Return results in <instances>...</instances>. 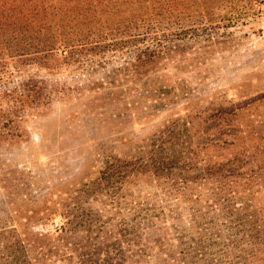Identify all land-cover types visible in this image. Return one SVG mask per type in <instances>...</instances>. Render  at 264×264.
I'll use <instances>...</instances> for the list:
<instances>
[{"label": "rangeland", "instance_id": "374dc122", "mask_svg": "<svg viewBox=\"0 0 264 264\" xmlns=\"http://www.w3.org/2000/svg\"><path fill=\"white\" fill-rule=\"evenodd\" d=\"M150 3V20L177 44L151 81L80 85L88 76L76 72L66 78L70 85H61L50 103L24 116L0 142V226L16 229L29 249L53 247L67 215L95 217L101 231L114 234L118 215L100 194L105 162L134 164L164 138L165 145L187 140L203 164L240 153L264 162V99L235 114L229 110L264 92V0ZM102 75L100 69L90 77ZM222 139L232 143L223 146ZM145 169L125 187L131 206L154 202L156 192L164 197L162 179ZM244 176L233 179L235 190ZM253 199L264 202V191ZM89 235L71 241L87 244ZM3 246L0 238V253ZM48 263L60 264L54 258Z\"/></svg>", "mask_w": 264, "mask_h": 264}, {"label": "trees", "instance_id": "16d2710c", "mask_svg": "<svg viewBox=\"0 0 264 264\" xmlns=\"http://www.w3.org/2000/svg\"><path fill=\"white\" fill-rule=\"evenodd\" d=\"M150 1L0 0V142L76 72L88 76L80 85L151 81L177 44L150 20ZM112 60L119 64L108 68ZM100 69L101 77H90ZM262 99L264 92L229 110L235 114ZM159 143L145 159L123 164L110 158L100 172V194L118 215L114 234L101 231L95 217L67 215L56 244L34 250L16 229L0 226V264H49L52 258L60 264H264V202L253 199L264 191V162L240 153L203 164L187 140ZM146 167L162 179L164 197L156 192L154 202L131 206L125 187ZM243 176L235 190L233 179ZM84 232H91L87 244L71 241Z\"/></svg>", "mask_w": 264, "mask_h": 264}]
</instances>
